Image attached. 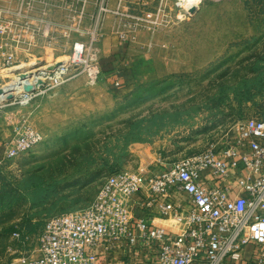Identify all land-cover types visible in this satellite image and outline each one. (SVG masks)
I'll list each match as a JSON object with an SVG mask.
<instances>
[{
  "label": "rangeland",
  "instance_id": "374dc122",
  "mask_svg": "<svg viewBox=\"0 0 264 264\" xmlns=\"http://www.w3.org/2000/svg\"><path fill=\"white\" fill-rule=\"evenodd\" d=\"M109 4L131 7L129 0ZM69 5L49 15L52 46L41 40L32 62L67 60L76 41L92 42L87 29L97 3L88 0L80 19ZM158 7H135L153 11L157 23H142L127 46L118 31L95 42L102 49L97 84L74 68V77L29 104H12L15 90L0 99V139L15 136L25 122L44 135L30 151L0 164V264L34 252L49 219L88 206L114 171L168 165L210 147L220 151L240 120L264 116V0H198L186 16L174 0H166L161 13ZM77 23L83 33L70 27ZM104 37L124 48L113 52L107 45L106 51ZM18 55L28 60L26 50ZM1 62L0 89L33 68L6 69ZM23 80L19 92L34 84L29 76Z\"/></svg>",
  "mask_w": 264,
  "mask_h": 264
},
{
  "label": "built area",
  "instance_id": "2783aa9c",
  "mask_svg": "<svg viewBox=\"0 0 264 264\" xmlns=\"http://www.w3.org/2000/svg\"><path fill=\"white\" fill-rule=\"evenodd\" d=\"M18 1L15 7L0 5L1 64L6 69L26 65L35 72L32 90H15L12 104H29L62 86L76 75L74 68L97 84L101 48L95 42L104 36L107 14L121 22L123 43L131 41L142 23H157L153 11L137 12L121 4L112 8L109 0H97L87 29L94 35L92 42L76 41L67 60L32 62L41 40L52 46L55 22L49 19L48 0ZM57 1L53 6L71 4L75 18L85 15L88 0ZM165 1H159L158 13ZM174 2L184 16L198 5L194 0ZM70 27L85 31L78 23ZM21 50L27 51L29 61L19 60ZM43 140V133L25 122L15 136L0 139V164ZM158 218L179 222L185 229L158 225ZM13 236L22 238L21 232ZM7 264H264V116L240 120L220 151L210 147L168 165L110 174L88 206L50 218L35 251Z\"/></svg>",
  "mask_w": 264,
  "mask_h": 264
},
{
  "label": "crops",
  "instance_id": "0c3cea01",
  "mask_svg": "<svg viewBox=\"0 0 264 264\" xmlns=\"http://www.w3.org/2000/svg\"><path fill=\"white\" fill-rule=\"evenodd\" d=\"M110 1H111L112 4H114V0H110ZM48 2H49V10H48V13L51 16L52 15L51 13H53V11L56 8L55 6H53V3H56L57 4L60 1H57V0H48ZM158 2H159V0H129V4L131 6L130 8H135V7H137L138 4H149V5L152 4V5H154V4H158ZM93 3L96 4L97 3V0H93ZM18 4H19V1L18 0H0V5H2V6L9 5V6L15 7ZM122 5H126L125 1L122 3ZM37 6L40 8L41 7V4H39ZM43 6H45V5H43ZM95 12H96V5H95V11H93L92 14H94ZM117 23H118V21H117V19H116L115 16H113V15L106 16L105 19H104V24H103V34H104V36H113L114 34H117V31L120 32V30L122 29V27H121V25H119V23L117 25ZM120 43L123 44L124 46H127L130 43V41L129 42H126V43H123L120 40ZM103 44H104V46L106 48V51H108V49H109V51L112 50L113 52H115V51H118L117 50L118 48H124L123 45H122L123 47L118 46L117 45L118 42H116V39L113 38V37H107V38L104 37ZM107 45H109L108 49H107ZM105 48H103V51H104ZM238 162H239V165L241 167L243 163L241 162L240 159L238 160ZM225 185H226V183L223 182V186H225ZM155 223L158 224V225H161V226H167L166 225V221H164L162 219H159V218L155 220ZM251 249H252V245H249L247 247V252L251 251Z\"/></svg>",
  "mask_w": 264,
  "mask_h": 264
},
{
  "label": "bare ground",
  "instance_id": "6f19581e",
  "mask_svg": "<svg viewBox=\"0 0 264 264\" xmlns=\"http://www.w3.org/2000/svg\"><path fill=\"white\" fill-rule=\"evenodd\" d=\"M23 67L22 68H24L25 66L24 65H22ZM19 68V67H18ZM33 71H24V72H22V73H20V74H18V75H16V76H14L13 77V81H12V83H10V84H8L6 87H4L3 89H0V99H2V98H4V97H12L13 95H14V92H13V90H16L18 87H20L21 86V84H23V83H25L26 81L25 80H23L24 78H26V77H31L33 74ZM20 85V86H19ZM32 85H28V84H26L25 85V88H27L28 90H29V88L31 87ZM25 90V89H24ZM20 92H21V90H20ZM0 103H2V101L0 100ZM166 225L167 226H173V224H171V223H168V222H166ZM173 228H175L176 229V227L174 226Z\"/></svg>",
  "mask_w": 264,
  "mask_h": 264
},
{
  "label": "trees",
  "instance_id": "16d2710c",
  "mask_svg": "<svg viewBox=\"0 0 264 264\" xmlns=\"http://www.w3.org/2000/svg\"><path fill=\"white\" fill-rule=\"evenodd\" d=\"M119 170H122V169H118V170L114 171L113 173H115V172H117V171H119Z\"/></svg>",
  "mask_w": 264,
  "mask_h": 264
},
{
  "label": "water",
  "instance_id": "95a60500",
  "mask_svg": "<svg viewBox=\"0 0 264 264\" xmlns=\"http://www.w3.org/2000/svg\"><path fill=\"white\" fill-rule=\"evenodd\" d=\"M194 11V10H193ZM32 90V88H29V91H31Z\"/></svg>",
  "mask_w": 264,
  "mask_h": 264
},
{
  "label": "clouds",
  "instance_id": "9594fccd",
  "mask_svg": "<svg viewBox=\"0 0 264 264\" xmlns=\"http://www.w3.org/2000/svg\"><path fill=\"white\" fill-rule=\"evenodd\" d=\"M194 2H198V0H194Z\"/></svg>",
  "mask_w": 264,
  "mask_h": 264
}]
</instances>
